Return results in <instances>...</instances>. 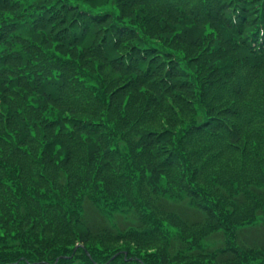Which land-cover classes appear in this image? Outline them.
I'll use <instances>...</instances> for the list:
<instances>
[{"label": "trees", "instance_id": "trees-1", "mask_svg": "<svg viewBox=\"0 0 264 264\" xmlns=\"http://www.w3.org/2000/svg\"><path fill=\"white\" fill-rule=\"evenodd\" d=\"M141 3L151 5L167 23L141 22ZM172 21L197 29L184 34ZM238 51L245 56L236 57ZM263 59L264 0H0V222L8 229L0 235V264H167V255L149 248L162 239V222L152 223L145 210L140 211L142 221L154 225L152 230L116 233L134 242L116 253L102 247L112 240L106 234L110 222L96 207L109 192L108 181H121L118 176L101 179L118 158L115 145L107 152L104 148L121 133L123 139L136 133L142 144L173 147L165 151L167 162L180 165V182L189 185L192 196H202L209 212L201 218L195 209L199 218H181L185 227L203 225L212 215L213 223L236 233L238 209L222 215L216 200L192 184L199 179L204 186L210 179L202 173L210 165L238 154L243 173L239 167L216 171L213 185L221 188L216 178L223 179L224 190L229 181L250 188L256 184L255 172L264 164V133L259 131L264 130ZM251 61L262 62L256 70L262 79L249 102L262 109H236L229 100L249 92H228L236 81L227 80L238 65L246 71ZM53 109L66 114L58 118ZM132 109L140 118L124 114L122 120L121 112ZM242 134L247 137L241 139ZM94 159L98 162L92 165ZM90 171L102 177L95 180ZM125 177L133 176L128 172ZM72 178L79 180L70 184ZM132 201L134 207L141 203L131 200V206ZM246 203L239 201L240 212ZM86 205L96 210L89 213L92 223L83 219ZM19 221L23 225L18 227ZM45 228L65 235L52 250L58 256L54 260L39 257L27 243L32 230L37 240ZM172 235L168 264H264V247L237 238L233 244L231 233L226 246L204 252L187 249L192 246L184 245L187 239ZM74 237L93 241L85 242L90 247H81L85 253L75 257L71 248H61ZM180 250L186 254L176 258Z\"/></svg>", "mask_w": 264, "mask_h": 264}, {"label": "rangeland", "instance_id": "rangeland-1", "mask_svg": "<svg viewBox=\"0 0 264 264\" xmlns=\"http://www.w3.org/2000/svg\"><path fill=\"white\" fill-rule=\"evenodd\" d=\"M137 8L141 10V22H154L155 20H161L165 24L167 23L163 16L150 10L153 7H151V5L148 3H141L137 6ZM173 23L178 24V29L180 28L181 32L184 34L189 32L194 34L193 31L197 29L196 27H193L187 23ZM171 36V34L165 33V37L168 39ZM71 52L74 54L73 56H76V50H71ZM244 56V52H237L236 57L242 58ZM261 63V61H251L246 67V71H244L243 67L238 65L236 75L227 80L229 82L236 81L235 85H232L230 88H228V92L233 91V89L234 91H237V95L246 94V92H249V94L245 97L241 96V99L233 101L229 100L230 104L236 109H244L247 106L260 108L251 104L249 100L256 98L255 95L257 92L255 89L257 87V80L262 79L256 70L260 68ZM245 79L246 81H244ZM248 86H250V89H248ZM53 110L55 111L58 118H61L66 114L65 110ZM136 111L137 110L134 109L122 111V120L124 114L128 118L130 117L131 120L133 117L139 119L140 116L136 114ZM47 113L49 112L47 111ZM73 115L81 116L83 114L73 113ZM225 115L228 120L233 122V124L236 122L234 120V116L229 112L225 113ZM160 123H162L161 119ZM148 127H151L149 123L146 125V128ZM155 128L160 129V125H156ZM259 131L262 134L264 133V130ZM41 137H44L42 133L40 134L39 138ZM124 137L125 135L122 133L119 134L117 138L118 141L113 140V144L104 148L105 152H107L112 145L116 146L115 150L117 151L118 158L113 160V168H110L108 172L104 173L103 177L99 174H95V171L89 172L93 175L95 180L102 177L101 179L107 182L110 178H115L116 176L121 179V181L116 182L112 181L113 179L108 181L110 185L108 189L109 192L106 191L105 194L101 195L100 207L98 205L96 207V209L101 210L102 213H104L101 214L97 211L99 214L104 215L107 223L110 222V225L108 226L110 232H107L106 234L108 237H112V240L109 239L110 241L108 240V242L103 243V248H108L110 250L113 249L116 253L117 248H124L129 244L133 245V241H131L132 243L128 244L127 241H123L122 239L115 237L117 235L116 233H120L123 230H129V232H146L152 230L154 225L146 224L144 218V223L142 221L140 211L144 210L149 213L150 221L152 223L162 222L163 224H160L161 226L159 227V233L163 235L162 239L160 241H154L157 243L155 244V247L149 248L150 250L161 251L163 256L167 255V264L168 254H170L168 252V235H170V232H173L172 237L180 235L182 238H184V240L187 239L185 240L184 245H192L187 247V249H200L202 252H204V249L206 250L207 248L215 249L226 246L225 238L228 233H231V237L229 238L233 241V244L235 242L234 238H237L238 242L242 241L249 246H253L255 248L264 247V175L262 171V169H264V164L259 165L258 169L256 170L255 173H258L256 176L257 182L252 188H250V185L243 183L239 185L235 181H229V190H224L222 187H224L226 184L222 181L223 179L220 178H216L215 180L221 185V188L218 186H216V188L212 183L214 182V177H217L216 171L228 173L229 168L236 170L239 167L243 173L242 166L240 167L241 159L239 154L235 156H222L218 159L217 164L210 165L208 169L202 173L204 177L208 176V179H210L203 181L204 186L201 185V181L199 179H194L193 181L192 187L199 190H204L210 198L216 200L217 209L218 211H221V214L223 213L222 215L230 212V210L236 211L238 209L239 215L236 222L237 226L234 228L236 233H233L232 229L224 226V223L222 222L213 223L214 218L210 217L212 215H209V218L205 219L203 225L197 224V226L187 228L185 225H183L182 219L184 220V218L188 216L191 220H197L199 216L193 212L195 209L198 210L197 212L201 215V218H203L209 212L204 209L202 204V196H192L189 185L187 183L180 182L181 179H183L182 176H180V165L175 162H170V165L169 162H167V154L165 151H168L169 154L173 147H168L167 149V146H152L142 144L140 141V135H137L136 133L129 134V137L126 139H123ZM246 137L247 135L242 134L241 139H245ZM147 138L151 139L152 137ZM54 142L58 143L59 141L55 140ZM58 151L62 156L67 155V153H61L60 149ZM30 152L35 154L33 147L30 149ZM213 152H215V150ZM38 153L40 152L38 151ZM163 161L170 166H164ZM97 162L98 159H94L92 165H95L94 163ZM128 172H131L133 177H125V174ZM236 175L234 177H236ZM76 180H79V178L68 179V182L72 184ZM234 184L236 185L233 190ZM256 192H262V195H258ZM131 200H138L141 203L138 202V205L134 207L135 204L133 201L132 206L130 205ZM90 201L92 204L93 201ZM239 201L247 202L246 205L243 206V209H241V212L240 207L238 206ZM87 205L85 209L86 219H83L84 221L88 220L90 223H92L89 213L91 210L95 213L96 210L94 209V206ZM160 207L162 208L160 209ZM254 210H256V212L253 213ZM15 215L18 216L16 213ZM78 223L81 224V221ZM18 224L23 225L22 221H19L17 226ZM118 227H125L126 229L119 231ZM24 228L25 227L22 229ZM45 229L48 231L43 232L40 239L37 240H34L33 236L37 235L38 233L37 231L32 230V232H30L27 236V243L35 248L39 257H44L47 255L49 260L53 258L56 259L58 256H56V253L52 252V250L57 249L60 246L59 243L65 240V235L57 230L54 232H49L52 230L47 228ZM78 231L80 234L82 230ZM5 232L7 233L8 229L6 228V225H3V223L0 222V235L5 234ZM82 232L84 236H88L84 231ZM54 239L58 240V242L54 243L53 246L48 247ZM85 242L93 241L87 240L86 237H84V241L74 237L61 248H67L68 250L71 248L72 252L70 256L75 257L80 252L82 254L85 253L81 247H84L86 250H88L90 245ZM185 254V250H180L177 252L176 258H183ZM100 255L103 254L100 253ZM15 259L17 260L18 256ZM256 263H260V261L256 260Z\"/></svg>", "mask_w": 264, "mask_h": 264}]
</instances>
